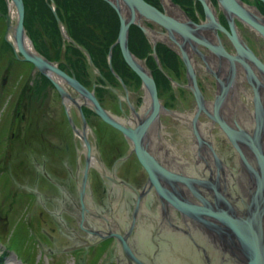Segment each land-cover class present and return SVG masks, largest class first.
Returning a JSON list of instances; mask_svg holds the SVG:
<instances>
[{
	"label": "flooded vegetation",
	"instance_id": "af4514ba",
	"mask_svg": "<svg viewBox=\"0 0 264 264\" xmlns=\"http://www.w3.org/2000/svg\"><path fill=\"white\" fill-rule=\"evenodd\" d=\"M120 1L111 0L125 22L130 21L125 47L136 68L153 83H146L124 59L118 41L120 16L110 3L85 5L89 19L68 22L64 8L58 7L59 24L53 12L54 22L40 17L41 10H31L30 52L56 70L25 62L32 75L30 96L22 104L19 86L22 95L18 100L17 91L4 127L10 155L17 144H25L18 125L34 118L25 126L32 125L38 136L39 151L32 155L41 161L47 237L52 240L57 229L69 234L65 252L92 253L90 263L107 249L112 258L106 264L122 262L113 234L123 233L132 251L135 244L166 243L185 239L188 233L195 240L209 237L210 229L159 197L140 157L179 177L216 182L220 190L237 191L246 199L247 170L230 137L254 169L257 162L247 142L257 134L264 154L263 36L218 0H167L177 17L161 0H144L184 26L176 29L136 11L131 16L126 2ZM237 1L246 11L256 10L264 25V0ZM4 14L0 12V18ZM231 38L248 48L263 68L239 53ZM218 143L231 145L235 162L222 158ZM160 182L194 204L200 197L210 198L209 187L200 182L193 186L197 197L180 180L172 187L169 181Z\"/></svg>",
	"mask_w": 264,
	"mask_h": 264
},
{
	"label": "water",
	"instance_id": "95a60500",
	"mask_svg": "<svg viewBox=\"0 0 264 264\" xmlns=\"http://www.w3.org/2000/svg\"><path fill=\"white\" fill-rule=\"evenodd\" d=\"M11 1L17 14L13 35L15 52L17 47L22 60L27 63L33 62L40 70H45L46 68L56 70V68L46 63L39 55L35 56L28 49L24 48L23 1ZM104 1L110 3V6H113L118 16H120L118 6H115L110 0ZM124 1L131 10V16H133L134 9H136L143 16L158 22L166 29L184 28L183 25L175 22L168 15L162 14L151 5L144 3L143 0ZM218 1L222 3L225 10L237 14L242 21L255 28L264 38V25L260 23L261 20L243 9L237 0ZM53 14L59 24L60 19L57 18L54 10ZM6 22L7 28H9L10 21L8 16ZM129 22L126 23L125 19L120 16L121 28L118 34V41L123 51V57L133 66V69L139 73L146 83L150 82L152 84V80L136 68L130 53L125 47V37ZM231 40L238 51L242 50L255 64L263 68L248 48H243L234 38H231ZM68 80L71 85L73 84L75 87H78V84L73 79ZM258 136L257 134L256 140H249L247 142V145L255 155L257 162L255 169L246 162L243 152L237 146V142L233 141L230 137V141L234 144L237 151L240 152L241 161L247 170L245 175L247 187L246 199L240 196L237 191H233L230 194L226 190H220V186L216 182L210 180L200 182L179 177L152 162L150 158H146L148 160H145L139 156L148 172V178L154 184L159 197L163 200L165 199L175 209H179L184 215L197 222L199 221L207 230L210 229V234L205 240L206 243L203 239L202 241L200 239L195 240L188 233L185 239L168 240L166 243L151 240L144 244H135L133 251L123 233L121 235L113 234L120 244V258L122 262L119 261V264H264V154L259 147ZM160 180L169 181V187H172L174 180H180L184 184L186 183L188 187L193 188L191 193L196 197L199 194L195 192V187L193 186L196 182H200L199 185L209 187L210 198L205 199L200 197V203L194 204L180 195H174L170 189L161 186Z\"/></svg>",
	"mask_w": 264,
	"mask_h": 264
},
{
	"label": "rangeland",
	"instance_id": "374dc122",
	"mask_svg": "<svg viewBox=\"0 0 264 264\" xmlns=\"http://www.w3.org/2000/svg\"><path fill=\"white\" fill-rule=\"evenodd\" d=\"M4 1L0 0V12L5 13L4 17L6 15L9 17L11 9L8 1V6L6 0ZM38 1L27 0L26 6L30 10L28 14H33L32 11L36 9L42 11L37 12L38 14L44 12L45 9L38 6ZM160 4L164 9L170 10L169 12L175 9L167 0H161ZM66 8L69 12L73 10L71 4ZM4 17L0 18V264H106L112 258L111 249L103 251L104 254L102 253L99 261L98 257L94 263H90L92 253L87 256L85 250L80 253L65 252V248L71 243L69 237L70 242L67 244L69 234L63 236V231L57 229L52 234V240L47 237L41 161L32 155V152L39 151L35 148L38 136L33 135L35 130L32 125L31 128L25 126L26 123H34V118L31 117L30 121L26 120L25 123L20 122L18 125L17 129H22L20 140H24L25 144L21 146L17 144L10 155L6 152L8 148L4 127L8 120L7 113L15 106V95L19 86V91L21 89L24 91L23 98L20 99L22 104L29 99L32 75L28 70L30 65L20 62L15 56L16 52L13 54V43L8 38L10 31L6 29ZM13 21L16 22L15 19ZM40 21L47 23L45 20ZM33 24L38 26L36 22ZM25 32L27 34V31ZM26 40L29 42L27 35ZM4 80L7 81V85H3ZM19 91L18 100L22 95V92L19 95ZM8 95L10 100L6 103ZM31 103L28 107L34 108ZM30 143L31 146L28 145ZM216 150L227 162L236 161V154L229 143L226 145L218 143Z\"/></svg>",
	"mask_w": 264,
	"mask_h": 264
},
{
	"label": "trees",
	"instance_id": "16d2710c",
	"mask_svg": "<svg viewBox=\"0 0 264 264\" xmlns=\"http://www.w3.org/2000/svg\"><path fill=\"white\" fill-rule=\"evenodd\" d=\"M53 1H54V5L57 11H58V7L64 8V10H62L61 12H62V15L64 16L63 18L65 20L64 22H68L69 20H77L80 18L89 19L90 10L84 6L89 5L90 3L92 4L101 3L102 0H53ZM23 2H24V10H25L24 29L25 31H27V35L29 37L28 23L26 20H27V14L30 10L26 6L27 0H23ZM38 2H39L38 6L42 7L43 9L47 11V12L40 13V17H44V19L50 17V19L54 22L51 11L50 9H48V6L44 2V0H39ZM69 4H71V7L73 8L72 12L67 11L66 6H68Z\"/></svg>",
	"mask_w": 264,
	"mask_h": 264
},
{
	"label": "bare ground",
	"instance_id": "6f19581e",
	"mask_svg": "<svg viewBox=\"0 0 264 264\" xmlns=\"http://www.w3.org/2000/svg\"><path fill=\"white\" fill-rule=\"evenodd\" d=\"M8 1V4H9V9H11V11H10V16H9V21H11V23H10V27H9V31H10V33H9V39H11L12 40V42H13V35H14V28H15V23H14V21H13V19H15V17H16V11H15V9H13V4H12V1L11 0H7ZM111 1V0H110ZM119 2V1H118ZM121 2V1H120ZM116 3V2H115ZM118 6V5H117ZM173 8V7H172ZM246 8V7H245ZM245 8H243V9H245ZM254 9V8H253ZM246 10V9H245ZM129 11V10H128ZM135 11H136V13L137 14H139V15H142V14H140L136 9H134V13H135ZM170 11V10H169ZM247 11H250V13L251 14H253V15H255L257 18H259V20H261L262 21V17L260 16V15H258V12L256 11V10H252V8H249V9H247ZM172 12V11H171ZM134 13H133V16H134ZM172 14L173 15H175L174 17H177V14H175V13H173L172 12ZM129 18V17H128ZM186 19V18H185ZM128 20V19H127ZM180 21V20H179ZM241 21V20H240ZM263 22V21H262ZM246 29V28H245ZM256 33V32H255ZM254 34V33H253ZM260 35V34H259ZM158 38H160V37H158ZM163 40H164V37H163ZM239 40H241V39H239ZM236 41V40H235ZM24 48L27 50L28 49V51H30V44H29V42L25 39L24 41ZM237 42V41H236ZM238 43V42H237ZM239 44V43H238ZM241 45V44H240ZM244 45V44H243ZM242 46V45H241ZM237 48V47H236ZM18 49H17V47H16V54L18 53V51H17ZM32 52V51H31ZM30 52V53H31ZM33 53V52H32ZM239 53H241V54H244V55H246V53H244L242 50H239ZM139 66V65H138ZM248 66V65H247ZM142 67V66H141ZM249 67V66H248ZM144 68V67H143ZM143 68H141V69H143ZM239 71H241V70H239ZM227 75V74H226ZM229 77V76H228ZM237 78H239V77H237ZM55 81H56V79H55ZM239 82V81H238ZM258 83V82H257ZM239 85V84H238ZM262 87V86H261ZM246 104V103H245ZM243 105V104H242ZM238 107V106H237ZM244 107V106H243ZM242 110V109H241ZM245 111V110H244ZM196 113V112H195ZM193 115H194V113H193ZM186 117V116H185ZM188 119H189V117H187ZM193 119V118H192ZM200 120V119H199ZM246 120V119H245ZM196 122V121H195ZM201 122V121H200ZM243 122V121H242ZM248 122V121H247ZM246 122V123H247ZM197 123V122H196ZM195 123V124H196ZM249 123V122H248ZM250 124H251V122H250ZM197 125V124H196ZM203 126V125H202ZM250 126H252V125H250ZM164 127V126H163ZM200 128V127H199ZM202 128V127H201ZM194 129V128H193ZM203 129V128H202ZM210 129V128H209ZM157 130V129H156ZM200 131V130H199ZM203 132H204V130H203ZM156 133V132H155ZM158 133V132H157ZM198 133V132H197ZM200 134V133H199ZM204 134V133H203ZM210 134V133H209ZM204 136V135H203ZM210 143V142H209ZM207 144V143H206ZM210 187H212V186H210Z\"/></svg>",
	"mask_w": 264,
	"mask_h": 264
}]
</instances>
